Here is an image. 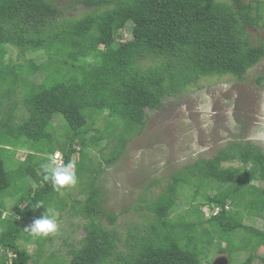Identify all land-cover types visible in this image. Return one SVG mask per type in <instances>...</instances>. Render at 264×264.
Here are the masks:
<instances>
[{"label":"trees","instance_id":"trees-1","mask_svg":"<svg viewBox=\"0 0 264 264\" xmlns=\"http://www.w3.org/2000/svg\"><path fill=\"white\" fill-rule=\"evenodd\" d=\"M75 2L89 11L80 19L64 18L52 0H0V198L9 196L15 181L30 176L37 184L17 200V219L4 218L6 211L0 209L5 227L0 229V264H30L19 241L46 207L86 220L81 247L71 251L68 264H203L204 249L195 241V232L186 237L177 231L185 224L174 223V206L188 186L196 188V195L203 193L211 215L195 211L218 226L214 231L240 230L264 241V231L241 219L247 205L253 206L257 216L264 213V200L258 203L259 198L264 199V189L253 185L264 180V151L251 142L228 144L214 157L172 174L156 200H151L153 193L147 188L150 194L140 200L153 222L146 225L145 234L130 230L124 242L116 229L104 224L108 219L114 225L117 216L105 209V189L98 185L104 172L102 163L111 167L119 162L130 137L147 126L148 112L162 110L168 97L187 91L202 78L229 75L242 81L264 59V44L253 43L250 32V27L264 19L263 1ZM128 24L133 38L118 43ZM10 49L17 56L7 72ZM36 53L38 60L47 57L45 78L42 63L36 66L41 74L29 78L35 68L27 58ZM21 62L26 64V76L19 74L24 67ZM257 84L264 85V76L257 78ZM18 90L27 116H18L21 102H12ZM56 115L67 123L63 134L54 126ZM99 121L105 124L102 129L97 126ZM103 141H108L107 147L113 143L114 148L100 163L91 154L100 151ZM12 148L17 149L12 161L20 163L15 171L7 169L2 157ZM20 150H27L22 162L16 158ZM56 151L65 164L72 161L76 165L80 183L70 191L57 190L43 179L41 164ZM234 161L243 167L223 168L224 163ZM205 181L218 184L212 188L217 190L214 196L208 190L200 192ZM74 190L79 196L76 199L72 198ZM38 202L45 207L36 209ZM191 223L198 228L203 221ZM30 236L38 253H44L50 237ZM243 249L248 254L243 264H255L259 259L264 263L255 248L247 245ZM53 257L50 254L45 260Z\"/></svg>","mask_w":264,"mask_h":264},{"label":"rangeland","instance_id":"rangeland-1","mask_svg":"<svg viewBox=\"0 0 264 264\" xmlns=\"http://www.w3.org/2000/svg\"><path fill=\"white\" fill-rule=\"evenodd\" d=\"M52 1L62 10L64 18L80 19L89 12L83 4L76 3V0ZM262 1L264 3V0ZM262 14L264 17V10ZM263 24L264 19L257 26L250 27L252 41L255 44H264ZM121 35L118 43L132 39V25L128 24ZM37 55L38 53L27 58L30 65L35 68L32 69L33 74L29 73V78L36 72L41 74L37 70L41 63L46 66V71L42 75L44 78L47 76V57L38 60ZM16 56V50L10 49V54L6 58L7 72L10 71V64L16 60ZM20 64L24 67L19 70V74L26 76L28 73L26 64L23 62ZM259 76H264V59L249 70L242 81L229 75L202 78L187 91L176 97H168L162 110L148 112L147 126L141 134L130 137L124 155L114 166L106 165L102 159L109 156L114 148L113 143L107 147L108 141H103L98 147L100 151L93 150L92 157L97 158L100 163L103 162L104 172L99 177L98 185L105 189L107 200L105 209L117 216L114 225L110 224L108 219L104 220V224L116 229L123 242L130 230L133 233L137 230L145 234L148 232L146 225L153 222L152 214L148 209H143L144 203L140 200L142 196L150 194L147 188L153 193L154 198L151 200H156L166 190L172 174L200 159L214 157L231 143L251 142L264 151V85L257 84ZM18 101L21 102L17 109L18 116L22 114L27 116L20 90L18 96L15 98L13 96L12 102ZM54 126L61 134L68 129L62 115L55 116ZM97 126L102 129L105 124L99 121ZM13 152H17V149L12 148L4 152L5 157L2 155L7 169L11 171L17 170L20 164L18 161H12ZM26 153L27 150H20L16 158L22 162L26 159ZM228 167L241 168L243 164L238 161L223 164V168ZM79 183L80 180L76 185L79 186ZM217 185L216 182L205 181V185H200L202 187L200 192L208 190V194L214 196L217 190L212 188H216ZM253 185L264 189V180H256ZM30 187L35 188L37 184L29 176L20 183L15 181L9 196L0 198V209L6 211L4 218L17 219L14 207L23 192ZM70 190L71 188L68 189ZM195 190L196 188L192 186L183 188L174 206V223L180 227L185 224L183 229L177 231L186 237H193V231L195 232V241L204 249L201 255L203 264H243L248 257L243 246L247 245L257 250L258 257L264 258V241L261 237L240 230L235 231V234L214 231L213 229H217L218 226L204 221V216L196 212L200 210L205 216H210L212 210L206 201L202 200L203 193L196 195ZM72 192L73 199L79 197L76 190ZM263 200L259 198L258 203L261 204ZM243 213L245 218L241 219L245 224L264 231V213L261 216L255 215L252 205L245 206ZM193 221H203V226L196 228L191 223ZM58 223L57 233L49 235L50 241L44 246L42 249L44 253L41 254L38 253L35 239L30 240V233L25 231L19 245L27 252L30 264H68L72 257L71 251L81 247L86 220L64 211L58 212ZM0 229H5L2 219ZM122 250L126 248L122 247ZM50 254H54V257L45 260ZM255 264L264 263L259 259Z\"/></svg>","mask_w":264,"mask_h":264},{"label":"clouds","instance_id":"clouds-1","mask_svg":"<svg viewBox=\"0 0 264 264\" xmlns=\"http://www.w3.org/2000/svg\"><path fill=\"white\" fill-rule=\"evenodd\" d=\"M41 169L44 173L43 179L51 181L52 186L57 189H67L74 187L78 183V175L76 165L69 161L64 163L62 155L59 151L49 155L47 162L41 164ZM43 206L41 202L37 203L36 209ZM40 217L33 221V223L25 229L34 237H47L57 233L59 229L58 213H53L49 208Z\"/></svg>","mask_w":264,"mask_h":264},{"label":"built area","instance_id":"built-area-1","mask_svg":"<svg viewBox=\"0 0 264 264\" xmlns=\"http://www.w3.org/2000/svg\"><path fill=\"white\" fill-rule=\"evenodd\" d=\"M218 211V210H217ZM217 211L214 213V214H216L217 213Z\"/></svg>","mask_w":264,"mask_h":264}]
</instances>
